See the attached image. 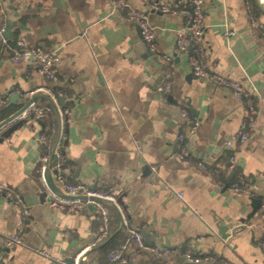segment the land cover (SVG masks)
Instances as JSON below:
<instances>
[{
  "label": "crops",
  "instance_id": "1",
  "mask_svg": "<svg viewBox=\"0 0 264 264\" xmlns=\"http://www.w3.org/2000/svg\"><path fill=\"white\" fill-rule=\"evenodd\" d=\"M144 1L126 0L135 12L146 11ZM153 1L173 13L148 14L154 35L148 45L111 0H2L8 22L17 28L13 42L0 44V102L9 117L31 102L51 103L43 92L50 84L12 63L16 41L58 52L54 71L68 120L58 148L65 179L115 200L109 209L111 236L86 252L83 264H111L112 253L125 264H151L155 257L137 250L131 232L144 233L150 246L158 242L161 248L211 256L218 264H264V29L248 0H202L207 67L246 87L257 112L253 137L234 154L225 143L243 120L242 103L192 76L188 54L176 49L184 24L174 11L176 0ZM13 97L18 100L11 103ZM175 110L187 112L196 125L184 143L187 164L176 157L177 139L186 129ZM44 122L14 125L0 138V186L12 196L0 193L1 264H65L102 229L96 212L59 206L40 186L36 139ZM201 164L215 166L221 178L209 182ZM152 168L156 174L144 180ZM231 175L245 177L254 198L230 193L223 180L230 183ZM252 199L261 202L254 214ZM220 227L226 228L222 236ZM19 229L20 244L5 248ZM162 260L192 264L177 255Z\"/></svg>",
  "mask_w": 264,
  "mask_h": 264
},
{
  "label": "built area",
  "instance_id": "2",
  "mask_svg": "<svg viewBox=\"0 0 264 264\" xmlns=\"http://www.w3.org/2000/svg\"><path fill=\"white\" fill-rule=\"evenodd\" d=\"M144 2L146 5L145 12H135L130 10L126 0H111V5L116 13L126 16L128 20L138 28L143 42L151 45L154 35L148 24V14H169L170 12H173L168 7L160 5L156 1L145 0ZM203 10L202 0H176L174 11L179 14L184 21L183 28L177 35L176 49L179 52L188 54L189 66L194 78L208 85L228 90L239 103H242L241 105L244 109L243 120L238 131L228 138L225 143V147L235 154L243 148L250 138L253 137L255 133L257 112L254 110L251 94L246 87L209 71L203 47L205 31L203 25ZM250 21L251 24L255 26L252 16ZM8 26L9 22L7 19L6 8L3 5L2 0H0V44L6 45L8 42L4 37ZM231 35V33L226 34L227 37H230ZM57 53L56 50L48 52L39 46H28L22 40H18L14 43V50L11 54L12 63L19 64L24 68L39 74L50 84V88L43 92L50 99L52 106H29L12 121L0 127V138L14 125L28 121L41 122L47 120V129L42 131L36 139L37 146L41 151L37 168L40 186L53 203L59 206L73 207L78 211H83L89 207L94 208L102 224L101 232L96 235L90 244L83 248L73 260V264H83V255L89 250L104 243L109 236V207L111 203H115V200L114 196L108 192L95 189L94 187L89 188L82 184L70 183L65 180L66 169L64 168V159L58 148L60 141L63 139L62 129L67 124L68 120L66 118V111L61 108V92L57 89V77L54 71V67L58 62ZM169 88L170 86L167 83L164 86L163 91L168 93ZM182 118L186 133L180 135L177 139L176 145L178 153L176 157L183 164H187L189 160L184 143L188 135L194 134L196 125L192 122V119L187 112L182 113ZM135 148L137 152L141 154V148L138 143H135ZM233 162L234 157L232 156L229 158V170L233 168ZM212 168L213 169L209 171L207 164H201L199 166L200 172L209 182L212 181L218 173V169H216L215 166H212ZM48 170L54 174L53 180L51 181L47 178ZM155 174L156 172L152 168L144 180L149 179ZM52 186H54L60 194L65 197L55 194L51 190ZM229 191L233 195L253 198V193L248 181L241 175H237L232 179L229 185ZM0 193H3L7 199L12 198L11 194L5 192L1 186ZM176 197L181 200L182 196L176 194ZM262 209H264V202L262 203ZM117 210L120 213L119 208H117ZM22 232L21 229L17 230L13 237L4 243V247L10 249L19 245ZM131 236L139 251L150 254L155 258L177 255L192 264H218V260L211 256L198 257L193 256L189 252L148 246L143 242L140 232H131ZM39 254L46 260L50 259L48 253L41 252ZM107 260L111 264H125L124 259L118 254H109Z\"/></svg>",
  "mask_w": 264,
  "mask_h": 264
},
{
  "label": "water",
  "instance_id": "3",
  "mask_svg": "<svg viewBox=\"0 0 264 264\" xmlns=\"http://www.w3.org/2000/svg\"><path fill=\"white\" fill-rule=\"evenodd\" d=\"M254 2H255V5H256V8H257V10L259 11V13L264 17V0H254ZM17 27H16V24L15 23H9V26H8V28H7V30H6V32H5V35H4V37H5V39L6 40H9V41H14V37H13V31L16 29ZM19 30L20 31H24V28H19ZM18 100V98L17 97H13V98H11V103L12 102H15V101H17ZM169 102H170V104H172L174 107L176 106V104L174 103V102H171L170 100H169ZM33 103L34 102H31V103H29V104H26L18 113H16L15 115H13L12 117H10L9 119H7L6 121H4L3 123H1L0 124V127L1 126H3V125H5V124H7L8 122H10V121H12L18 114H20L21 112H23L26 108H28L29 106H31V105H33ZM50 106H52V103H50ZM174 113L176 114V116L178 117V119L179 120H181V123L184 125V122H183V118H182V111L181 110H175L174 111ZM233 176L234 175H231L230 176V180L233 178ZM47 178L48 179H50V181L52 180L51 179V177H50V172H49V170L47 171ZM51 190L55 193V194H57L58 196H61V197H65V196H62L61 194H60V192L54 187V186H52V188H51ZM251 209H252V212H253V214L257 211V210H259V208H260V206H261V202L260 201H256V200H254V199H252L251 201ZM113 204L111 203L110 204V206H112ZM84 213H87V214H94L95 213V210H94V208H92V207H89V208H87V209H85V211H84ZM224 231H226V228H224V227H220L219 228V235L220 236H222V233L224 232ZM142 237H143V239H145V236H144V233H142ZM145 243H146V241H144ZM146 245H148L147 243H146ZM148 246H150V245H148ZM155 247H157V248H160V249H162L160 246H159V244H158V242H156V246ZM79 254V253H78ZM85 255V254H84ZM83 259H84V257H83ZM73 258H68L64 263L65 264H73ZM2 263V260L0 261V264Z\"/></svg>",
  "mask_w": 264,
  "mask_h": 264
},
{
  "label": "trees",
  "instance_id": "4",
  "mask_svg": "<svg viewBox=\"0 0 264 264\" xmlns=\"http://www.w3.org/2000/svg\"><path fill=\"white\" fill-rule=\"evenodd\" d=\"M248 2L251 4V7H252V10H253V13H254V15H255V17L259 20V23H260V27L262 28V29H264V17L259 13V11L257 10V8H256V5H255V2H254V0H248ZM62 94H61V99L60 100H62ZM2 103L0 104V124L1 123H3L4 121H6L7 119H9L10 117V115H9V113L7 112L8 111V109H5L4 108V106H2ZM47 106V105H46ZM61 108H62V106H61ZM64 110H66V108H63ZM44 123H46V128L45 129H47V127H48V122H47V120H45V122ZM226 159V158H225ZM223 161H224V159H223ZM213 168L212 167H209V171L210 170H212ZM219 174L217 173V176H218ZM216 176V177H217ZM229 176V175H228ZM224 177V175H222V178ZM217 178H221V176L219 175ZM216 178V179H217ZM66 180V179H65ZM67 181V180H66ZM67 182H69V181H67ZM223 183H225V185L227 184V185H230V183H229V181L228 180H226L225 178H224V180H223ZM254 198V197H253ZM111 207H109V209H110ZM113 212V211H112ZM113 215L115 216V214L113 213ZM102 230V229H101ZM109 231H110V233H109V236H111L110 234L112 233V231H111V226H110V228H109ZM131 235V234H130ZM109 236L107 237V239L109 238ZM130 238V240L132 241V243L134 244V246H136L135 245V243H134V241H133V239H132V236H129ZM106 241V240H105ZM264 242V236H263V238H262V240L260 241V243H263ZM99 246V245H98ZM97 246V247H98ZM97 247H95L94 249H96ZM137 248V247H136ZM101 250H104L105 249V247L103 248H100ZM93 250V249H92ZM137 250H138V248H137ZM113 254H116V253H113ZM109 255V254H108ZM108 255H107V257H108ZM152 258V257H151ZM150 262H151V264H166L165 263V261L164 260H162V258L161 259H155V258H152V260H150ZM175 264H180V260H179V262L177 263V262H175Z\"/></svg>",
  "mask_w": 264,
  "mask_h": 264
}]
</instances>
